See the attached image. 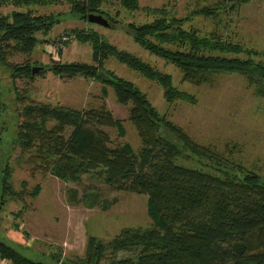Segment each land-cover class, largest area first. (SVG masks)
<instances>
[{
    "label": "trees",
    "instance_id": "obj_1",
    "mask_svg": "<svg viewBox=\"0 0 264 264\" xmlns=\"http://www.w3.org/2000/svg\"><path fill=\"white\" fill-rule=\"evenodd\" d=\"M102 1L70 0V13L86 23L87 15L107 19L100 9ZM135 1L122 0L120 5L132 10ZM250 1L220 0V5L200 7L184 18L160 13L150 22L125 25L126 34L148 55L176 68L183 83L199 86L216 74H236L254 96L264 98V61L255 60L256 52L216 33L200 34L188 25L192 16L216 18L223 9L234 10ZM0 3L22 9L0 15V66L13 80L32 79L31 64H7L5 56L29 55L38 36L47 35L58 24L59 15L39 16L28 9L45 5L48 0ZM72 34L77 42L89 44L93 64L51 62L37 76L46 71L58 78L96 81L101 86L102 100L105 88H110L117 104L130 105L127 120L139 139V150L134 154L127 144L110 146L105 129L114 130L118 138L124 137V130L103 103L74 110L22 97L18 98L22 102L17 114L20 121L13 122L15 135L11 143L28 153L32 171L72 183L92 174L110 189L145 195L150 221L147 228H124L107 242L86 236L82 257L73 264H264V175L234 162L212 146L195 143L180 127L160 116L132 83L103 70V63L112 57L154 82L161 88L166 104L175 100L193 105L195 98L174 87L170 75L116 50L90 29L72 30ZM4 111L1 104L0 117ZM9 180L10 169L1 159L0 201L13 196ZM38 189L35 186L30 195H37ZM83 198L84 206L94 208L93 195L85 194ZM107 206L101 205L100 209L105 211ZM118 253L125 256L117 259ZM50 256L53 264L64 263L59 254ZM0 261L42 264L25 258L1 240Z\"/></svg>",
    "mask_w": 264,
    "mask_h": 264
},
{
    "label": "rangeland",
    "instance_id": "obj_2",
    "mask_svg": "<svg viewBox=\"0 0 264 264\" xmlns=\"http://www.w3.org/2000/svg\"><path fill=\"white\" fill-rule=\"evenodd\" d=\"M121 1H102L100 9L107 14V19L100 17L108 23L106 28L74 18L70 0H48L45 5L29 6L34 15H59V22L47 35L38 36L37 45L29 55H6V63L22 66L27 62L41 69L51 62L93 64L89 44L77 42L72 34V30L90 29L116 50L132 54L170 75L174 87L192 95L195 103L174 100L166 104L158 85L126 69L112 57L104 61L103 70L132 83L160 116L180 127L195 143L212 146L234 162L264 175V98L254 96L236 74H216L199 86L183 83L176 68L148 55L126 34L125 25L129 23H147L160 13L184 18L200 7L220 5V0H136L132 10L123 8ZM14 10L22 9L0 3V15ZM188 25L200 34L216 33L239 43L256 52L255 60L264 61V0H251L230 11L223 9L216 18L192 16ZM61 35L62 48L56 49L54 43H60ZM8 74L0 66V105L6 110L0 117V160H5L10 169L13 192V196L0 201V240L25 258L42 264H53L50 254L60 256L62 245L66 249L62 261L73 264L82 257L86 236L107 242L124 228L149 227L145 195L110 189L92 174L82 175L78 182L72 183L32 171L28 153L11 143L15 135L14 121H20L19 97L74 110L96 108L103 103L113 118L120 120L124 130V137L118 138L114 130L105 129L110 146L127 144L136 154L140 142L127 120L130 105L117 104L108 87L102 100L100 83L90 79L58 78L45 71L42 76L34 74L32 79L13 80ZM35 186L39 189L32 197ZM85 194L94 196V208L84 206ZM104 204L108 206L102 211L100 206ZM124 256L118 253L116 258ZM0 264L9 263L1 261Z\"/></svg>",
    "mask_w": 264,
    "mask_h": 264
},
{
    "label": "water",
    "instance_id": "obj_3",
    "mask_svg": "<svg viewBox=\"0 0 264 264\" xmlns=\"http://www.w3.org/2000/svg\"><path fill=\"white\" fill-rule=\"evenodd\" d=\"M87 23L93 24V25H98L100 27H108V23L106 20L102 19L99 15H87L86 17ZM41 68L39 67H32L31 68V75L37 74ZM60 264H65V263H60Z\"/></svg>",
    "mask_w": 264,
    "mask_h": 264
},
{
    "label": "built area",
    "instance_id": "obj_4",
    "mask_svg": "<svg viewBox=\"0 0 264 264\" xmlns=\"http://www.w3.org/2000/svg\"><path fill=\"white\" fill-rule=\"evenodd\" d=\"M59 39H60V43H58V44L54 43V48H56V49H61L62 48V43L61 42H63L64 38H62V35H61V36H59ZM65 39H67V38H65Z\"/></svg>",
    "mask_w": 264,
    "mask_h": 264
},
{
    "label": "crops",
    "instance_id": "obj_5",
    "mask_svg": "<svg viewBox=\"0 0 264 264\" xmlns=\"http://www.w3.org/2000/svg\"><path fill=\"white\" fill-rule=\"evenodd\" d=\"M61 247H62V249H61V251H60V252H61V254H60V260H63V255H64L66 249H65V246H62V245H61ZM0 262H1V261H0Z\"/></svg>",
    "mask_w": 264,
    "mask_h": 264
}]
</instances>
